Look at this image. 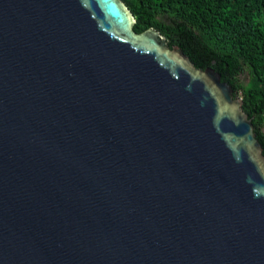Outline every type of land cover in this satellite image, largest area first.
<instances>
[{
	"label": "water",
	"instance_id": "1",
	"mask_svg": "<svg viewBox=\"0 0 264 264\" xmlns=\"http://www.w3.org/2000/svg\"><path fill=\"white\" fill-rule=\"evenodd\" d=\"M121 0H0V264H264L242 100Z\"/></svg>",
	"mask_w": 264,
	"mask_h": 264
},
{
	"label": "trees",
	"instance_id": "2",
	"mask_svg": "<svg viewBox=\"0 0 264 264\" xmlns=\"http://www.w3.org/2000/svg\"><path fill=\"white\" fill-rule=\"evenodd\" d=\"M137 34L157 30L242 100L264 155V0H121ZM244 78V79H243Z\"/></svg>",
	"mask_w": 264,
	"mask_h": 264
},
{
	"label": "rangeland",
	"instance_id": "3",
	"mask_svg": "<svg viewBox=\"0 0 264 264\" xmlns=\"http://www.w3.org/2000/svg\"><path fill=\"white\" fill-rule=\"evenodd\" d=\"M244 79V78H243ZM262 132H263V134H264V127L262 128Z\"/></svg>",
	"mask_w": 264,
	"mask_h": 264
}]
</instances>
